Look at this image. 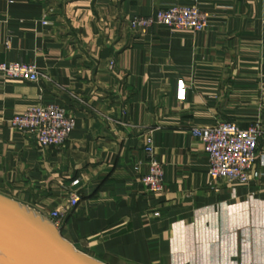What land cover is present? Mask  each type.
I'll list each match as a JSON object with an SVG mask.
<instances>
[{
  "label": "crops",
  "instance_id": "obj_1",
  "mask_svg": "<svg viewBox=\"0 0 264 264\" xmlns=\"http://www.w3.org/2000/svg\"><path fill=\"white\" fill-rule=\"evenodd\" d=\"M194 1L0 0V62L34 63L43 76L0 74V193L44 217L77 192L59 230L105 264H264V133L259 176L215 190L191 132L219 120L264 126V0H198L211 15L200 32L130 25ZM34 104L73 115L64 145L42 148L11 127ZM149 135L161 193L140 180Z\"/></svg>",
  "mask_w": 264,
  "mask_h": 264
},
{
  "label": "built area",
  "instance_id": "obj_2",
  "mask_svg": "<svg viewBox=\"0 0 264 264\" xmlns=\"http://www.w3.org/2000/svg\"><path fill=\"white\" fill-rule=\"evenodd\" d=\"M210 18V13L203 10L198 0H195L192 4H175L162 8L153 16L135 17L130 25L134 31L140 33H146L154 25L173 31L200 32L210 26ZM43 23L49 24V21L44 20ZM0 74L31 82H38L43 77L36 64L24 62H0ZM187 94L188 83L184 78H179L176 83L178 101L184 102ZM10 125L17 131L31 135L45 148L64 145L74 129L75 118L67 108L59 104H34L13 115ZM191 132L203 142L204 150L209 156L211 188L219 190L218 184L221 181L249 184L259 176L255 163L260 139L264 133L260 119L254 120L248 127H242L236 121L219 120L210 126L192 128ZM144 150L148 156V170L141 176V183L147 190L161 193L166 186L165 166L156 157L153 135L147 136ZM78 184V179L72 182L73 186ZM80 202L81 196L74 192L60 207L49 212L44 218L59 229L67 214L76 209ZM154 214L159 215V212Z\"/></svg>",
  "mask_w": 264,
  "mask_h": 264
},
{
  "label": "water",
  "instance_id": "obj_3",
  "mask_svg": "<svg viewBox=\"0 0 264 264\" xmlns=\"http://www.w3.org/2000/svg\"><path fill=\"white\" fill-rule=\"evenodd\" d=\"M0 264H105L76 249L58 227L0 193Z\"/></svg>",
  "mask_w": 264,
  "mask_h": 264
},
{
  "label": "bare ground",
  "instance_id": "obj_4",
  "mask_svg": "<svg viewBox=\"0 0 264 264\" xmlns=\"http://www.w3.org/2000/svg\"><path fill=\"white\" fill-rule=\"evenodd\" d=\"M0 238H2V237H0ZM0 243H4V242L2 241V239L0 240Z\"/></svg>",
  "mask_w": 264,
  "mask_h": 264
}]
</instances>
